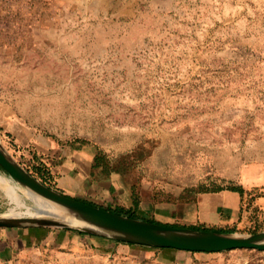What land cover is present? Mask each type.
I'll return each mask as SVG.
<instances>
[{
  "label": "rangeland",
  "instance_id": "374dc122",
  "mask_svg": "<svg viewBox=\"0 0 264 264\" xmlns=\"http://www.w3.org/2000/svg\"><path fill=\"white\" fill-rule=\"evenodd\" d=\"M0 141L57 191L104 207L136 195L179 225H203L202 194L241 187L222 227L263 231L264 0H0ZM0 177L25 203L0 186V216L30 217L27 188ZM69 238L14 264H264L255 249Z\"/></svg>",
  "mask_w": 264,
  "mask_h": 264
},
{
  "label": "water",
  "instance_id": "95a60500",
  "mask_svg": "<svg viewBox=\"0 0 264 264\" xmlns=\"http://www.w3.org/2000/svg\"><path fill=\"white\" fill-rule=\"evenodd\" d=\"M0 166L19 184L61 211V214L30 217L0 216V228L34 226L70 228L128 243L187 251L222 252L234 249L264 251V230L254 234L238 235L166 225L118 214L68 196L35 177L1 141Z\"/></svg>",
  "mask_w": 264,
  "mask_h": 264
},
{
  "label": "crops",
  "instance_id": "0c3cea01",
  "mask_svg": "<svg viewBox=\"0 0 264 264\" xmlns=\"http://www.w3.org/2000/svg\"><path fill=\"white\" fill-rule=\"evenodd\" d=\"M236 194L234 192L222 191L218 193H204L202 197L199 199L198 208H199V220L203 225H191V222L186 224H177V220H182V218H178V214L176 215L173 211L170 212L169 217L163 216V212H155L152 207H148L149 211H151L152 218L157 223L166 224V225H178L185 227H204L207 228L206 231L218 232L223 229L222 226H225L228 223L227 216H223L224 208H230L234 206L233 204H227L226 200L231 198V200L235 199ZM95 206H101V204H97L94 202H88ZM133 205L131 203L128 204H119L116 207L108 206L111 209H116L119 207L130 208ZM148 208L141 203L138 208V214L144 220L143 213L147 212ZM158 209V207H157ZM157 214V215H156ZM175 214V215H174ZM143 216V217H142ZM155 216V217H154ZM156 218V219H154ZM168 218V219H167ZM173 219L172 221L170 219ZM167 219V220H166ZM182 222V221H180ZM193 222V220H192ZM184 223V222H182ZM194 224V223H193ZM206 224V225H205ZM225 229V228H224ZM202 230V229H201ZM62 232L66 234V237L70 239V236L75 237L76 232L72 230H68L66 228H46L41 226H34L29 228H0V264H14L19 258V254L22 249H26L28 247H32L46 241L52 240L59 236V233ZM221 233V232H218Z\"/></svg>",
  "mask_w": 264,
  "mask_h": 264
},
{
  "label": "trees",
  "instance_id": "16d2710c",
  "mask_svg": "<svg viewBox=\"0 0 264 264\" xmlns=\"http://www.w3.org/2000/svg\"><path fill=\"white\" fill-rule=\"evenodd\" d=\"M105 164V161L104 159L101 157L100 154H97L95 157H94V162H93V168H96L100 165H104ZM0 170L6 172L1 166H0ZM45 170V169H44ZM42 169H38L36 171L37 173V177H40L42 179V182L45 183L46 185H49L50 187H52L50 184H48L47 180L49 179V177L46 175V173L48 171H44ZM29 171V170H28ZM46 172V173H45ZM7 173V172H6ZM34 175V174H33ZM230 191H238L240 194L243 193V189L241 187H237V186H229L227 187ZM224 187H217V188H214L212 190H209L211 192H219L221 190H223ZM203 191H207L208 190H203ZM78 200H81L83 202H86L82 199H79V198H76ZM88 203V202H86ZM140 207V199L138 196L134 195L133 196V205L130 207V208H124V207H119V208H116V209H111L109 207H101L103 209H106V210H110V211H113L115 213H118V214H123V215H127L129 217H132V218H138V219H143L139 216L138 214V208ZM144 220H147V221H150V222H156L154 220H151V219H145ZM157 223V222H156ZM172 226H178V225H172ZM178 227H181V226H178ZM183 227V226H182ZM185 227V226H184ZM192 228H195V229H202V230H206L207 228H204V227H192ZM68 230H72L74 232H77L79 234H86V235H90V236H93V234H89V233H85V232H81V231H77V230H74V229H70V228H66ZM234 230H231V229H221L219 230L218 232H221V233H232ZM131 245H134V243H129ZM138 245H141V244H138ZM142 246H145V247H150V248H158V249H162V250H177V249H174V248H170V247H164V248H161V247H153V246H148V245H142Z\"/></svg>",
  "mask_w": 264,
  "mask_h": 264
},
{
  "label": "bare ground",
  "instance_id": "6f19581e",
  "mask_svg": "<svg viewBox=\"0 0 264 264\" xmlns=\"http://www.w3.org/2000/svg\"><path fill=\"white\" fill-rule=\"evenodd\" d=\"M0 186L14 200H16L19 204H23L24 201L20 197L21 195H19V193L17 191V189H20L21 186L19 187V186L15 185V183H14V185L11 184V183H9V181H8V179L6 177L5 178L0 177ZM24 191H25V194H27L29 196V199H33V201L35 203V208H34L33 211L30 209V207L28 208V212H27L28 215H30V216H36V215H46V214H52V213L61 214V211L59 209L55 208L52 204H50V203L44 201L43 199H41L40 197H38L36 194H34L28 188L27 189H24ZM20 194H22V193H20ZM6 215H7V217H10V218H17V217H20L19 215H21V214H18V213H15V212L11 211V212L7 213Z\"/></svg>",
  "mask_w": 264,
  "mask_h": 264
}]
</instances>
